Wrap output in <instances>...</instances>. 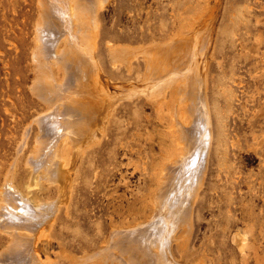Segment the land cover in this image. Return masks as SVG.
<instances>
[{"label": "bare ground", "instance_id": "1", "mask_svg": "<svg viewBox=\"0 0 264 264\" xmlns=\"http://www.w3.org/2000/svg\"><path fill=\"white\" fill-rule=\"evenodd\" d=\"M110 1L38 0L40 16L33 51L36 76L30 88L44 108L27 121L0 189V233L9 236L5 237L7 245L0 249V264L53 263L42 255L40 242L43 238L62 240L65 231L56 230V223L75 215L69 211L70 163L78 155L82 161L90 158L82 183L89 184L94 178L96 186L101 187L107 182L102 156L111 150L103 153L102 136H111L106 144L114 145L115 153L121 152L128 160L132 177L148 169L142 168L140 159H134L136 154L141 155V147L124 141L121 126L111 129L115 100L101 80L108 63L132 71L140 58L144 71L137 69V73L142 85L126 89L115 98L134 100L144 96L165 123L167 140L163 139L159 158L156 153L152 155L146 193L140 196L132 191L127 200L114 196L112 201L118 199L123 204H113L115 212L127 207L135 215L125 214L130 218L119 223L112 219L109 233L93 247L81 251L65 248L59 256L66 264H207L205 252L196 254L191 246L196 237L195 205L203 193L214 145L206 56L215 13L207 14V6L201 11L194 9L187 30L182 27L166 39L134 44L113 40L102 28L103 10ZM106 119L111 123L108 127ZM33 126H37V132L32 134V149L29 139ZM28 145L31 151L27 150L26 164L30 174L21 185L15 172L18 158L26 153ZM43 181L54 185L57 193L36 195ZM148 199L150 211L146 210L150 213L138 214L143 207L137 204H145ZM63 204L67 206L65 216L59 214ZM233 240L244 252L246 234L235 232ZM190 254L196 255L190 258Z\"/></svg>", "mask_w": 264, "mask_h": 264}, {"label": "rangeland", "instance_id": "2", "mask_svg": "<svg viewBox=\"0 0 264 264\" xmlns=\"http://www.w3.org/2000/svg\"><path fill=\"white\" fill-rule=\"evenodd\" d=\"M206 6L207 14L215 13L212 43L206 56L215 135L203 193L195 205L196 237L191 249L196 254L205 252L207 264H264V0H111L103 10L101 26L116 41L137 44L163 40L182 27L187 30L194 9L201 11ZM38 10V0H0V189L12 157L17 155L27 123L44 108L30 88L36 76L33 51L40 16ZM110 65L108 63L107 70L101 74L105 88L115 100L113 123L106 119L105 125L111 124L112 130L121 126L124 141L140 146L142 151L135 158L127 157L140 159L142 168L148 169L132 177L126 164L128 160L121 152L115 153L114 145L106 144L110 135L101 139L103 153L108 148L111 150L102 156L108 183L98 187L93 178L89 184H83L91 162L90 158L82 161L81 155L76 156L69 171V194L72 195L69 211L75 214L74 219L70 218L69 223H56V230L63 228L65 231L61 242L51 238H43L40 242L42 255L53 260L52 264L67 263L59 256L65 248L81 251L98 244L109 233L112 219L122 222L130 218L127 219V214L135 215L127 207L115 212L113 204L118 205L120 201L112 200L117 195L127 200L132 191L140 196L146 193L152 155L156 153L159 158L163 139L167 140L165 123L157 118L147 98H115L126 89L142 85L137 69L144 71V60L135 61L132 71ZM36 130L37 126H33L29 144L34 142L32 134ZM31 145L33 149L34 143ZM31 145L20 155L22 158H18L20 165L17 164L15 179L21 185L30 174L26 157ZM82 184L84 189L80 187ZM41 187L38 196L57 193L54 185L45 181ZM150 200L146 206L137 204L143 207L138 214L150 213H147ZM66 210L63 204L59 214L65 216ZM96 225L101 228L96 229ZM235 232L247 236L244 252L233 240ZM3 236L0 233V249L8 243L9 236L7 239ZM195 255L190 254V258Z\"/></svg>", "mask_w": 264, "mask_h": 264}]
</instances>
